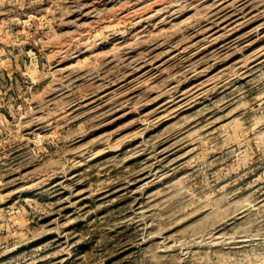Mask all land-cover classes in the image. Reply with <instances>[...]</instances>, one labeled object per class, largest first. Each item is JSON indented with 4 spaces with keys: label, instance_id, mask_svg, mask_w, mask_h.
Returning a JSON list of instances; mask_svg holds the SVG:
<instances>
[{
    "label": "rangeland",
    "instance_id": "374dc122",
    "mask_svg": "<svg viewBox=\"0 0 264 264\" xmlns=\"http://www.w3.org/2000/svg\"><path fill=\"white\" fill-rule=\"evenodd\" d=\"M0 264H264V0H0Z\"/></svg>",
    "mask_w": 264,
    "mask_h": 264
}]
</instances>
